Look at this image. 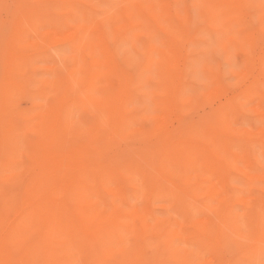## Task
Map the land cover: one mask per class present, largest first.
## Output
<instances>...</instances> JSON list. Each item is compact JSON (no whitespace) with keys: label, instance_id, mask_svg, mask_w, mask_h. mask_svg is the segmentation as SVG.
<instances>
[{"label":"rangeland","instance_id":"obj_1","mask_svg":"<svg viewBox=\"0 0 264 264\" xmlns=\"http://www.w3.org/2000/svg\"><path fill=\"white\" fill-rule=\"evenodd\" d=\"M0 264H264V0H0Z\"/></svg>","mask_w":264,"mask_h":264},{"label":"bare ground","instance_id":"obj_2","mask_svg":"<svg viewBox=\"0 0 264 264\" xmlns=\"http://www.w3.org/2000/svg\"><path fill=\"white\" fill-rule=\"evenodd\" d=\"M42 63V62H41ZM224 170V169H223ZM244 199V198H243ZM249 199V198H248ZM251 199V198H250ZM205 219V218H204ZM215 256V255H214ZM221 258V257H220Z\"/></svg>","mask_w":264,"mask_h":264}]
</instances>
